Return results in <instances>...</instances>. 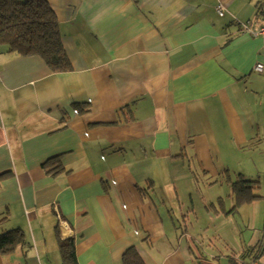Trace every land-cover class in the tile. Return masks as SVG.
Segmentation results:
<instances>
[{"label":"crops","instance_id":"1","mask_svg":"<svg viewBox=\"0 0 264 264\" xmlns=\"http://www.w3.org/2000/svg\"><path fill=\"white\" fill-rule=\"evenodd\" d=\"M47 1L71 72L0 46V235L27 241L0 264H64L62 241L77 264H210L175 201L252 222L264 201L232 212L231 183L264 167V0Z\"/></svg>","mask_w":264,"mask_h":264},{"label":"trees","instance_id":"2","mask_svg":"<svg viewBox=\"0 0 264 264\" xmlns=\"http://www.w3.org/2000/svg\"><path fill=\"white\" fill-rule=\"evenodd\" d=\"M0 46L6 47L9 53L18 56H39L54 73H67L73 69L62 43L58 18L47 0L22 2L0 0ZM128 121L130 120H126ZM58 159L59 157L52 158L44 165L48 173H55L60 168L59 165L57 166ZM231 185L235 199L232 212L254 201L264 200L262 196L254 195V191L261 188L260 181L247 180L242 175H238ZM26 243V235L23 231L7 232L0 235V252L12 253L18 245H26ZM60 250L64 264H77L72 241H62ZM250 254L251 262L259 263L264 254V246L261 242L260 245L250 249ZM124 263L143 264L134 249L126 252Z\"/></svg>","mask_w":264,"mask_h":264},{"label":"rangeland","instance_id":"3","mask_svg":"<svg viewBox=\"0 0 264 264\" xmlns=\"http://www.w3.org/2000/svg\"><path fill=\"white\" fill-rule=\"evenodd\" d=\"M260 162V159L257 163ZM253 170L255 174H259L261 180V188L254 191V195H259L264 197V167L260 165L258 168L254 167ZM237 175V174H236ZM259 177H249L248 180H257ZM224 198V204L219 205L224 209H231V200H229L228 195L230 194V189L225 184L223 190L213 189L210 191V195H218L220 193ZM198 199V196L195 197ZM230 203V206H229ZM257 209L255 212L254 222L251 221L248 214V210L245 208L241 209L239 214L231 215L229 218L225 216L217 219L214 216H209L205 214L203 210V204L201 200L196 201L195 207L191 204H186L182 206L178 204V201H175V209L191 208L196 209V212L199 216V221H191L193 217L186 216V220L180 216L179 218L180 225L182 226H191V232L194 235H199V246L202 254L210 261V264H230L231 260L234 258L239 262L238 264H252L249 259H244V263L241 252L247 250L251 244H256L262 237L263 226H264V201L256 204ZM217 206V207H219ZM178 214V212H176ZM206 218V220H204ZM215 220H210V219ZM254 226V227H253ZM254 229H253V228ZM218 257V260L215 262L212 261V258Z\"/></svg>","mask_w":264,"mask_h":264},{"label":"built area","instance_id":"4","mask_svg":"<svg viewBox=\"0 0 264 264\" xmlns=\"http://www.w3.org/2000/svg\"><path fill=\"white\" fill-rule=\"evenodd\" d=\"M218 13L220 16L224 15L222 9H220V8L218 9ZM253 34L255 36H261L264 38V25L258 31L253 32ZM254 71H256L258 73H264V65L263 64H256L254 66ZM252 264H259V263L256 262V263H252Z\"/></svg>","mask_w":264,"mask_h":264}]
</instances>
